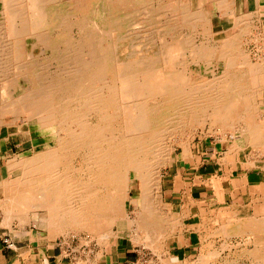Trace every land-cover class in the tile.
Here are the masks:
<instances>
[{
	"label": "bare ground",
	"instance_id": "6f19581e",
	"mask_svg": "<svg viewBox=\"0 0 264 264\" xmlns=\"http://www.w3.org/2000/svg\"><path fill=\"white\" fill-rule=\"evenodd\" d=\"M150 1L0 0V109L23 100L30 105L28 123H52L55 135L51 146L5 164L7 178L0 179L2 219L27 222L31 213L38 224L34 211L40 210L48 236L98 229H105L109 236L113 219L125 216L129 173L135 171L139 211L135 220L129 219L135 232L119 229L111 237L127 235L133 243L156 249L155 239L176 223V218L158 213L155 206L158 170L171 154L168 135L199 122L222 129L243 123L245 131L238 133L246 134L251 142L264 143V121L254 119L260 115L261 64L257 62L254 74L248 75L249 63L242 62L244 36L249 33L246 20L236 16L239 20L230 34L214 42L208 35V18L198 11L191 13V20L206 22L202 27L207 40L186 46L190 57L180 56L175 40L163 41V50L149 45L144 53H128L124 42L128 35L116 32L135 23L129 18V6H148ZM200 61L203 68L216 62L208 70L209 78L190 69V64ZM219 63L224 67L217 74L213 68ZM8 69L11 72H5ZM139 70H145L151 86L136 94L127 88L125 76L131 74L134 85H139L138 75L132 73ZM1 119L0 132L9 124ZM107 203L114 207L112 221L103 211ZM260 212V217L234 222L231 210L224 208L216 214L232 223L234 234L248 230L253 245L248 250L249 264H264V207ZM247 238L245 243H250ZM210 251L194 262L166 258L161 264H208ZM229 261L216 260V264Z\"/></svg>",
	"mask_w": 264,
	"mask_h": 264
},
{
	"label": "crops",
	"instance_id": "0c3cea01",
	"mask_svg": "<svg viewBox=\"0 0 264 264\" xmlns=\"http://www.w3.org/2000/svg\"><path fill=\"white\" fill-rule=\"evenodd\" d=\"M199 1L189 0L190 11L201 6ZM201 3L213 39L228 36L235 23L245 19L249 29L246 35L250 38L247 46L254 44L253 37L262 48L260 57L256 54V60L247 65L246 73L254 74L257 62L261 64L257 88L263 97L260 117L264 121V0H203ZM246 136L239 133L223 140L198 139L184 158H175L167 167L159 189L158 208L175 216L181 227L179 230L176 227L165 240L158 261L157 257L151 260L143 246L132 245L126 236L113 237L101 252L84 253L49 238L46 232L41 233L39 230L44 229L35 226L32 219L22 225L16 219L6 224L1 215L0 264H159L160 259L166 258L183 263L196 261L206 250L218 251L221 258H234L233 264H249L248 250L253 245L250 240L248 244L244 242L247 237L252 239L248 230L246 234H234L232 223L216 216L221 209L232 211V207L233 222L262 216L264 143L251 142ZM219 222L221 225L226 222L225 229ZM4 235L12 241L11 247L2 242ZM235 238L239 241L236 248L229 245ZM221 243L224 248H220Z\"/></svg>",
	"mask_w": 264,
	"mask_h": 264
},
{
	"label": "rangeland",
	"instance_id": "374dc122",
	"mask_svg": "<svg viewBox=\"0 0 264 264\" xmlns=\"http://www.w3.org/2000/svg\"><path fill=\"white\" fill-rule=\"evenodd\" d=\"M154 1H155V3H154ZM160 1L161 0H157V1L151 0L150 4H148V6H146L144 4L143 5L142 4L141 5L135 4L134 6H129L128 7L129 18H131L132 20L134 19L135 23L129 24V25L125 24V26H123V28L118 30L116 33L119 34L120 36H122V34L128 35V38L124 39L125 40L124 42L126 43V46H127V47L125 46L126 47L125 49L127 50L128 53H132V52H134V50H135V52L138 50L139 51V52L137 51L138 54L144 53L146 51V49L150 48V46H151V48H156L157 50L160 47V50H163L164 49V46L162 45L163 41L175 40L176 42L179 43L178 44V50L180 51V56L186 57V58L190 57L189 56L190 51H188L189 49L186 46L190 47L189 46L190 44L193 46V43L196 45L199 42L203 41V39L207 40V36L204 34V32H207V31H206V29L203 28L204 26H206V22H203V21L202 22H196V21L191 20V17L193 15L191 13H195L197 15L198 11H204L206 17L208 18L206 9L204 8V6L201 3L203 0H200L201 2L199 1L201 6L198 7L195 12L189 11L190 10V8L188 6L189 0H175V1L170 0L169 5L166 3L168 0H163V1H165L164 2L165 4L163 3L164 5L162 7L159 6ZM171 2H174L175 5H177V6H175L174 3H171ZM156 5H158V6L156 7ZM124 7H126V6H124ZM202 7H203V9H202ZM179 11H180V13H179ZM183 12H184V14H183ZM187 12H188V14H187ZM127 16H126V18H127ZM187 17H189V18H187ZM0 18H1V14H0ZM126 18H125V20H126ZM187 20H189V22ZM190 21H192V22H190ZM198 23H199V28H198ZM207 23H209V20L207 21ZM196 25H197V27H196ZM0 26H1V24H0ZM126 27H128V28H126ZM208 30H209L208 35L212 39V41L214 40V42H215V41L221 39V38L213 39L211 37V30L210 29H208ZM1 31H3V30H1ZM136 32H137V34H134ZM252 33L253 32H251V34ZM136 35H138V36H136ZM253 36H255V35H253ZM256 37H257V35H256ZM248 39H250L249 36L245 35L244 36V44H243V48H244L243 52L244 53H242L243 54L242 59H244V60H242V62L243 63L246 62L247 64L249 63L248 65H251V63L256 60L255 56L260 55L262 48L257 44L256 39L253 37H252V39L254 41V44H251L252 46L248 47L246 44ZM28 42L29 41L27 40L26 46H28ZM103 42L106 43L108 41H103ZM138 42H139V44H138ZM160 42H162V43H160ZM134 47H136L138 49H134ZM185 54H188V56H186ZM136 55L135 56L133 55V57L136 58L138 56L137 60L140 59L141 56L140 55L136 56ZM40 57L42 58V56H39L38 59H40ZM152 57L157 58V57H159V55H154ZM226 59H229V57L227 56ZM138 63H141V62H138ZM215 63L216 62L212 61L210 63V65L206 64L207 68H203L204 66H202V61L197 62V63L193 62L192 64L189 63L190 64L189 67L193 71H195L199 74H204L206 77L209 78L210 73L208 72V70L210 67L212 68V65H214ZM8 65H10V64H8ZM223 67H224L223 64L219 63L218 65H216L213 68L214 69L213 71L215 73L219 74L220 71H222ZM38 68H41V66H39ZM50 68L54 69L53 65ZM132 70H135V69L133 68ZM5 72H11V70L8 69ZM144 72H145V70H139V71H135V72L133 71L132 72V73H136L138 75V78L140 79L139 85H134L131 74H128L127 76H125V78H127V82H126V84L128 85L127 88L130 91H135L136 94L137 93L139 94L142 92H146L147 88H149L151 86L150 79L145 77ZM22 101H20V99H19V101H18L19 105H18V103L15 102V103H12L9 105H4L1 108L2 110L0 109V112H1L0 117L2 118L1 121L7 122V120H8V122H9V124L6 127L2 126V130L0 132V176H1L0 179L7 178L6 172H5V164L6 163H8L9 161H11L12 159H14L18 156H22V155L23 156H29L32 154V152L34 150L39 149L42 146H51L53 144V140L55 138V135L52 132V123H49L48 125H41V124L39 125V123H36V122H34L32 124L28 123V121L26 120V113H27V111H29L28 109L30 108L29 107L30 105H29V103H26V102L24 103ZM262 101H263L262 94L259 93L257 96V109H258L260 114L262 112L261 111ZM254 119L256 121L263 122V119H261L260 115L255 114ZM11 120H14V122L11 123ZM243 126H244V128H243ZM240 127H242V128L240 129ZM242 130H243V132L245 131V125H243V123L242 124L241 123L235 124L233 127H230L228 125L224 129H222L216 125H209L208 123L203 124V123L199 122L197 124L192 125L191 127L180 128L179 133L174 132L173 134L168 135L167 136L168 137L167 142L170 146L171 154L169 155L168 159H166L167 161L165 160L166 162L163 165H161L159 167V170H158L159 188L157 189L156 196H155L156 197L155 206L158 204L156 206L158 213H161L160 208H158V206L160 204V202H159V189H160V185L162 183V180L164 179L163 175H164L167 167L172 165L175 158H178V157L184 158L189 153L191 148L193 147L194 142H196L198 139L214 138L216 140H219V139L223 140L224 138H229V137H232L234 135H239L238 131H242ZM222 131H224V133ZM231 131L232 132L235 131L236 133H234V135H232ZM233 147H235V146H233ZM226 156H227V154H226ZM135 175H136L135 171H130V173H129L130 188L125 195V203H124V210H123V214L125 216L124 217L121 216L119 218H116L115 220L113 219V222H111L112 224H110V229H109L112 232H117V231H119V229H124V231L127 232L129 230V228H130L131 232L134 231L133 229L135 228V226L133 227L131 225L132 223L130 221L133 219L134 220L136 219V214L139 211L138 207H136V205H135V201L138 202V200H137V198H138V195H137L138 184H137V180L135 178ZM13 182H14V180H13ZM107 206H110V208H112V210L109 207L106 209ZM112 206H113L112 204L110 205V203H107L106 207H104V210H103L104 213H107L105 215H108L106 217H109V219L111 221H112L111 218H114V216L111 217V214H113L112 211L114 208ZM105 210L106 211L108 210L109 212L108 211L106 212ZM110 210H111V212H110ZM34 212L36 213V216H37L36 220H37L38 224H36L35 220L32 219L35 217L31 213L29 214L30 215L29 220L32 219L33 224L35 226H38V227L40 226L39 228H42L45 230V231L39 230L41 233L46 232L45 219L41 217V211L37 210ZM234 212L235 211L232 207L231 214H234ZM161 214L163 215L164 213H161ZM166 214H168V216H170L172 218H176L175 216L170 215L168 212L165 213L164 215H166ZM1 215H2V207L0 205V216ZM3 219H4L3 220L4 222L8 221V222H6V224H9V222H11L12 219L17 220V218H11V219L8 218L9 220H7V219L5 220V218H3ZM125 219H126V221H123ZM129 219H131V220L129 221ZM217 219L224 221L219 216L217 217ZM204 220H206V218ZM17 221L19 222V220H17ZM175 222L176 223L173 224L174 227L171 229H169L170 225H168L169 227H167L168 228L167 234L165 232V233H163V235H161L163 238L161 236H159L157 239L154 238L156 240V244L158 243L157 244L158 247H156V249H155V247H154V249H152L149 246H143V244H140V243H137V244L133 243L130 241V239H129V237H127V235H126V237L129 239V241L132 243V245H135L136 247L143 246V251L148 252L147 256L151 257V260H153L152 258L157 257L156 261H158L159 257H160V255H159L160 251L159 250H161L162 248L165 247V244L163 246V243L165 242V240L170 238L171 233L174 230H176V227L178 230L181 227V224L179 223V221L175 220ZM20 223L24 224V223H26V221L25 222L21 221ZM42 223H43V225H42ZM20 225H22V224H20ZM219 225H221L220 222H219ZM189 228H191V227L189 226ZM107 231H108V229H107ZM112 232L108 236L105 234V229H101V230L98 229V230H94L93 232L92 231L90 232L88 230H78L75 232H69V234L66 237H64L62 235H58V236H48L47 235V236L49 238H54V239L61 241V242H64V243H68V245L72 248L73 251L81 250L84 253H88L89 251H93V250H98V252H101L102 250L106 249L108 243L113 239L111 237V235H113ZM103 234H105V237L103 236ZM119 236H125V235H118V237ZM159 240H161V241H159ZM237 240H238L237 238L233 239V241L229 245L236 248L239 245V241H237ZM249 240H250V238H249ZM245 241L246 240H244V242ZM236 242H238V243L236 244ZM141 243H142V241H141ZM247 244H248V242H247ZM221 245H222V243L219 245L220 248H224ZM211 251H210L212 253L211 259L213 257H216V259L215 260L210 259L208 264H216V260H218L219 262L220 261L222 262L226 259H228V261L231 260L229 262H233V260H235L234 258H229L228 256L221 258L220 253L218 251H216V250L215 251L211 250ZM162 260L163 259H160L159 264H161ZM175 262H177V261H175ZM231 264H233V263H231Z\"/></svg>",
	"mask_w": 264,
	"mask_h": 264
},
{
	"label": "built area",
	"instance_id": "2783aa9c",
	"mask_svg": "<svg viewBox=\"0 0 264 264\" xmlns=\"http://www.w3.org/2000/svg\"><path fill=\"white\" fill-rule=\"evenodd\" d=\"M2 242L6 244L7 246L11 247L12 246V241L9 239L7 235H4L2 237Z\"/></svg>",
	"mask_w": 264,
	"mask_h": 264
}]
</instances>
